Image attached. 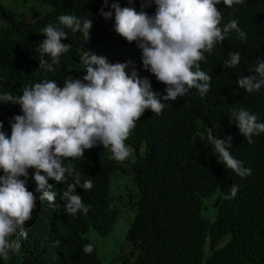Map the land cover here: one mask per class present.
Here are the masks:
<instances>
[{
  "label": "clouds",
  "instance_id": "obj_1",
  "mask_svg": "<svg viewBox=\"0 0 264 264\" xmlns=\"http://www.w3.org/2000/svg\"><path fill=\"white\" fill-rule=\"evenodd\" d=\"M103 8L101 14L94 12L102 19L99 26H94L92 16L74 11L86 20L58 17L61 25L87 39L77 46L82 75L56 67L52 80L24 87L22 95L0 94L4 104L21 108H8L7 115H0V257L21 249L15 238H28L26 225L35 209L56 217L60 211L86 215L90 205H84L82 193L99 178L93 158L105 148L116 161L128 159L132 149L126 140L147 110L179 117V121L196 118L207 128L218 161L241 178L252 174L251 168L231 155L232 138L213 134L226 118L205 102L218 99V81L226 73L230 86L248 93L264 87V0H110V9ZM237 12H245V17ZM238 18L249 21L244 30ZM235 32L241 40L226 39ZM42 35L46 39L39 51L50 57L46 68L52 71L76 38L71 44L62 42L67 32L52 24ZM107 38L114 42L108 44ZM40 63L48 62L41 59ZM232 115L249 143L253 135L264 133V123H258L255 114L241 108ZM164 130L154 127L153 132ZM191 136L203 142L206 138L197 131ZM173 145L165 143L163 153ZM218 190L222 199L223 191ZM94 191L91 199L95 201ZM237 192L233 184L226 198H234ZM209 203L207 212L218 206L215 198ZM127 228L119 217L112 230L97 237L113 234L110 244L119 250L115 237L124 235ZM93 250L103 264H109L94 240L93 246L83 248L86 254ZM126 253L131 263L135 254Z\"/></svg>",
  "mask_w": 264,
  "mask_h": 264
},
{
  "label": "trees",
  "instance_id": "obj_2",
  "mask_svg": "<svg viewBox=\"0 0 264 264\" xmlns=\"http://www.w3.org/2000/svg\"><path fill=\"white\" fill-rule=\"evenodd\" d=\"M103 6L110 9V0H28L19 11L0 3V94L22 95L24 87L52 80L56 67L76 77L82 75L77 46L87 39L61 25L58 17L74 15V11L92 16L94 26H99L102 19L94 12H105ZM236 15L245 17V12ZM237 21L243 30L249 23L246 18ZM49 24L67 32L68 38L62 42L71 44L76 38L52 71L46 68L50 57L41 56L38 47L46 39L42 30ZM226 39L241 40L236 32L228 33ZM113 42L107 38L108 44ZM209 57L213 59L212 52ZM41 59L48 63L41 65ZM217 88L218 99L210 98L205 105L226 121L214 127L213 134L224 140L232 138L231 155L251 168V175L241 178L218 161L207 128L196 118L179 121V117L147 110L126 140L132 149L128 159L116 161L105 148L93 158L99 178L92 189L82 193L89 212L71 215L60 211L56 217V213L35 209L26 225L28 238L16 237L21 249L0 257V264H103L95 250L86 254L83 248L93 246L90 232L96 238L106 235L119 217L128 228L124 235H116L119 250L111 261L120 260V264H264V133L253 135L249 143L232 115L243 108L264 123V87L248 93L230 86L226 73ZM4 103L0 101V115H7L8 108H20ZM154 127L166 130L154 133ZM195 131L206 137L204 142L192 138ZM169 142L174 143L173 148L163 153ZM233 184L238 192L227 199ZM94 189L95 201L91 199ZM217 189L223 191V197L215 210L204 215L203 198ZM127 250L135 254L131 263Z\"/></svg>",
  "mask_w": 264,
  "mask_h": 264
},
{
  "label": "rangeland",
  "instance_id": "obj_3",
  "mask_svg": "<svg viewBox=\"0 0 264 264\" xmlns=\"http://www.w3.org/2000/svg\"><path fill=\"white\" fill-rule=\"evenodd\" d=\"M28 0H0V3L4 4L5 6H7L8 8L14 10V11H19L22 7H24L27 4ZM36 6V5H35ZM212 198H215L217 200V205L218 202L221 198V192L218 190L216 191L211 197L209 198H203V208H202V213L204 215H207V205L209 203V200H212ZM125 226L121 225L120 227V231H124ZM90 236L93 238L94 242L96 243L97 247H98V251L99 254L102 256L103 261L110 263L111 264H120L121 261L117 260V261H111L114 255V248L112 247V245L110 244V242H113L111 238H113V234H110L109 236L105 237V238H101L98 239V237L96 238L95 235L93 234V232H90ZM105 254V256L103 255V253Z\"/></svg>",
  "mask_w": 264,
  "mask_h": 264
}]
</instances>
